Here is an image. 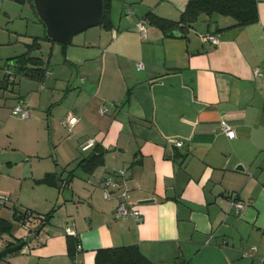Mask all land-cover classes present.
<instances>
[{
  "label": "crops",
  "instance_id": "1",
  "mask_svg": "<svg viewBox=\"0 0 264 264\" xmlns=\"http://www.w3.org/2000/svg\"><path fill=\"white\" fill-rule=\"evenodd\" d=\"M187 2L112 0L111 28L78 32L64 49L39 42L36 52L47 48L48 57L32 55L44 62V79L16 77L26 88L14 104L30 110L27 140L35 152L22 157L37 161L12 160L0 147L8 157L0 194L9 199L0 217L12 221L14 209L54 214L0 264H75L66 227L75 232L80 264H95L98 249L127 246L153 264H264V76L255 74L264 73V0H257L258 21L242 27L213 15L180 36L148 23L145 36L138 31L147 13L178 21ZM30 21L43 26L29 3L0 0V60L11 64L43 37L44 27L30 30ZM206 34L219 42L204 40ZM5 80L13 81L7 65L0 88ZM89 138L95 144L83 149ZM93 152L103 153V164L88 173L81 162ZM48 173L57 185L37 182ZM106 177L118 182L110 199L102 192ZM121 202L141 220L114 219ZM233 202L244 209L236 213ZM31 234L14 221L12 233L0 237V252Z\"/></svg>",
  "mask_w": 264,
  "mask_h": 264
},
{
  "label": "trees",
  "instance_id": "2",
  "mask_svg": "<svg viewBox=\"0 0 264 264\" xmlns=\"http://www.w3.org/2000/svg\"><path fill=\"white\" fill-rule=\"evenodd\" d=\"M18 4L29 3L34 9L32 0H11ZM112 0H103L104 16L98 25L106 29L111 28L112 24L109 17V11ZM213 15L228 16L234 20L236 27H242L253 24L258 21L257 0H188L184 11L181 13L178 21H171L161 18L153 13H147L144 20L149 25L159 29L165 36L173 37L175 33H186L187 29L193 28L194 24L201 16L211 17ZM40 21V20H39ZM43 25V23L40 21ZM44 30L45 26L43 25ZM50 41L44 33L43 37H34L32 44L27 46L24 53L13 57L7 64V67L13 70V83L16 77L30 78L35 81H42L45 76L46 67L40 57L33 56L32 53L40 49V41ZM67 45H62L64 49ZM10 74H6L9 77ZM8 80V79H7ZM7 80L5 83L8 84ZM81 163L84 164L83 169L90 173L97 166L103 164V153L93 152ZM38 183L57 185L55 176L51 173L46 174ZM54 210L44 215H35L31 211H17L14 209L13 220L8 221L0 217V237L4 234H11L14 229V221L21 225L25 224L29 227L30 233H38L39 230L49 223L53 217ZM40 221H33L37 219ZM31 223H36L35 226ZM21 239H16L15 243H19ZM9 244L8 246L13 245ZM78 240L75 237H68V252L71 258L77 255ZM95 264H153L146 259L140 251L133 246L118 248H102L98 249L95 254Z\"/></svg>",
  "mask_w": 264,
  "mask_h": 264
},
{
  "label": "water",
  "instance_id": "3",
  "mask_svg": "<svg viewBox=\"0 0 264 264\" xmlns=\"http://www.w3.org/2000/svg\"><path fill=\"white\" fill-rule=\"evenodd\" d=\"M32 3L45 26L46 36L62 45H67L76 33L99 24L104 16L103 0H32ZM175 35L180 36L177 32ZM36 235L18 238L21 241L1 251L0 256L4 258L19 251Z\"/></svg>",
  "mask_w": 264,
  "mask_h": 264
},
{
  "label": "rangeland",
  "instance_id": "4",
  "mask_svg": "<svg viewBox=\"0 0 264 264\" xmlns=\"http://www.w3.org/2000/svg\"><path fill=\"white\" fill-rule=\"evenodd\" d=\"M30 14V13H29ZM30 17H34V15L30 14ZM33 19V18H32ZM35 19V17H34ZM37 24H32L31 21L29 22V29L35 30L38 26ZM40 27H43L40 25ZM43 29V28H42ZM44 33V29L42 30ZM14 50V48H13ZM35 55L42 56L44 58L48 57V49L44 48L40 52H36ZM16 55H13V57ZM7 59L0 60V80H2V76L5 71V67L8 63ZM22 82V84H21ZM25 80L16 78L15 83L11 81L7 86H2L0 88V125L6 124V131L0 129V147L4 148L5 151L11 154L12 160L16 158L17 160H21L22 158H26V160L31 159L33 161H37V158L33 157H22L24 154H31L35 152V149L32 147V141L29 139L27 140V134L31 125L27 123L28 119H21L20 117L12 114V109L16 100L18 99L20 92L25 90ZM31 119V118H29ZM41 128V125L39 126ZM40 134V133H39ZM35 137H39L35 135ZM43 137V136H42ZM41 138V135L40 137ZM45 141V140H44ZM45 146L48 149V142H45ZM44 146H40V154H45ZM8 157L0 156V167L5 164ZM21 158V159H20ZM16 232H23L20 227L16 224L15 225Z\"/></svg>",
  "mask_w": 264,
  "mask_h": 264
},
{
  "label": "built area",
  "instance_id": "5",
  "mask_svg": "<svg viewBox=\"0 0 264 264\" xmlns=\"http://www.w3.org/2000/svg\"><path fill=\"white\" fill-rule=\"evenodd\" d=\"M138 31L141 33L142 36L146 35V21L143 19L139 22H137L136 24ZM204 40H208L213 44H217L219 42V36L217 35H212V34H206L203 36ZM136 67L137 69H141L143 68V64L141 62H136ZM255 74L258 76H264V73H262L259 69L255 70ZM107 112V108L106 107H102L101 109V113H106ZM12 114L16 115L18 117H20L21 119H28L31 117V113L30 110L28 108H25L23 106H21L20 104H17L13 107L12 109ZM67 123L69 125H74L76 123V118L75 117H70L67 120ZM221 129L223 130V132L225 133V135L228 138H233L235 133L234 131L224 122H221ZM95 139L94 138H89L87 139L83 144L82 147L83 149H86L89 146H92L95 144ZM175 145L179 148H181L183 146L181 141H177L175 143ZM124 174V170H119L118 171V175L122 176ZM118 187V182L116 181L115 178L113 177H106L102 183V192H103V197L105 199H110L111 198V193L112 191H114L115 189H117ZM125 195V194H124ZM8 197L6 195L0 194V205H6L8 202ZM234 210L236 213H239L240 211H242L244 209V205L241 202H233L232 203ZM129 216H132L133 218H135L137 221H140L142 216L141 213L136 210V209H131L128 206L125 205V203L121 202L117 205V207L115 208L114 212H113V217L114 219L118 220V219H126ZM22 227L29 232V227L28 225H23ZM65 233L67 236H71V237H75V232L70 228V227H66L64 229ZM77 253L79 252V247L77 246ZM74 262L75 264H80L76 261V258H74Z\"/></svg>",
  "mask_w": 264,
  "mask_h": 264
}]
</instances>
